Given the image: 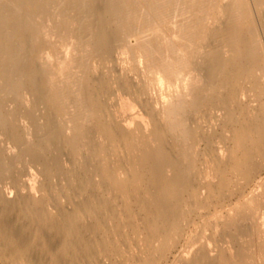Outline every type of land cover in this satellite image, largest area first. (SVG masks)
Here are the masks:
<instances>
[{
    "label": "rangeland",
    "instance_id": "obj_1",
    "mask_svg": "<svg viewBox=\"0 0 264 264\" xmlns=\"http://www.w3.org/2000/svg\"><path fill=\"white\" fill-rule=\"evenodd\" d=\"M226 1L216 0L212 8L205 10L197 39L190 45L183 46L177 41L172 24L158 26L157 40L167 44V48H162V58L171 65L173 76L170 79L148 65L138 51L126 46H115L100 55L85 52L81 47L77 49L70 32L76 26L74 11L67 10L68 25L57 31L53 20L60 19L58 7L49 6L40 25L47 42L42 52L57 78L63 79L66 71L71 75L68 85L74 93L76 91L77 98L84 97L88 83H94L92 78L96 75L107 86L106 109L120 113L122 98L134 103V111H139L146 120L147 131L153 128V116L142 108L131 90L119 86L121 79L127 77L133 86L143 87L145 97L155 109L158 125L165 123L164 107L178 96L190 99L191 87L204 98L205 103L197 111L186 112V123L192 132L186 147L191 169L190 192L178 200L181 209L178 235L167 236L162 246L160 238L148 239L138 205L140 198L149 200L148 193L142 189L141 177L130 181L128 186L113 189L100 184L96 170L97 166L108 167L120 179L130 172L139 173L140 168L135 164L139 142L126 147L121 141L103 138L91 128L88 137L80 141L83 143L70 152L62 142L73 133L76 114L73 103L67 102L56 112L54 122L60 131L57 137L50 138L48 130L52 127L46 126L45 106L32 104L31 97L25 93L23 106L30 110L31 116L20 107L14 117L23 143H15L7 133L0 132L3 164L0 190L4 194L11 190L13 197L16 189L22 195L33 186L30 194L42 199L49 215L48 225L43 236L36 238L38 242L34 240L32 244L29 235L21 231L27 241L22 246L26 252L13 253L11 243L0 237V247H3L0 264H142L143 256L148 257L147 264H264V93L256 97L258 90L264 91V2L246 0L252 31L257 32L253 33V38L260 64L251 73L235 79L230 99L224 87L215 82L219 78L209 77L204 66L207 37L219 28L224 17L221 5ZM100 3L101 0H93L91 4ZM220 49L224 56H230L228 43L222 42ZM78 53L87 58L90 79L87 84L81 79V70L72 64V58ZM5 107L12 108L13 102L6 100ZM240 123L246 124L250 137H258L248 171L242 166L239 168L243 151L234 132ZM173 142L175 148L182 145L177 139ZM26 145L36 151L46 146L40 152L51 166L49 173L44 172L40 161L30 158ZM26 178L30 185L23 183ZM21 205L17 202L11 216V223L16 227L29 218V212L19 209ZM71 215L72 224L78 228L84 226L87 231L76 235L66 233L65 225L69 224L67 218ZM94 226L99 231H92ZM111 248L115 249L113 253L109 252ZM152 249L156 251L149 252ZM194 257L197 261L192 259Z\"/></svg>",
    "mask_w": 264,
    "mask_h": 264
},
{
    "label": "bare ground",
    "instance_id": "obj_2",
    "mask_svg": "<svg viewBox=\"0 0 264 264\" xmlns=\"http://www.w3.org/2000/svg\"><path fill=\"white\" fill-rule=\"evenodd\" d=\"M92 1L0 0V132L7 133L15 143H23L20 142L22 139L14 117L16 109L25 107L24 94L27 93L32 104L42 103L45 106V123L46 126L52 127L48 130L50 138L57 137L60 131L59 125L54 122L56 112L61 111L67 102L73 103L76 110V114H73V133L62 142L70 152L76 151L83 143L80 141L90 134L91 128L97 130L103 138L121 141L126 147L139 142V152L135 155L139 173L130 172L124 179H120L108 167L97 166L96 170L100 174V184L113 189L124 184L128 186L130 181L141 177L142 189L149 195V200H138L145 234L148 239L160 238L159 245L162 246L167 236L178 235L180 225L177 222L181 211L178 200L181 195L190 192L191 169L186 147L192 132L186 123V112L197 111L205 103L204 98L191 87L190 99L178 96L164 107L162 112L165 123L158 125L155 109L145 97L143 87H134L127 77L121 79L119 86L131 90L142 108L153 116V128L147 131L146 120L139 111H134V103L125 102L122 98L124 102L119 101L122 104L120 113L106 109L107 86L96 75L92 78L94 83H88L90 79L87 58L85 54L80 53L72 58V64L81 70V79L89 85L84 97L77 98L76 91L74 93L68 85L71 75L66 71L63 79L57 78L47 62V56L42 52L47 42L42 36L40 25L48 13L49 6L53 5L58 7L60 17L53 20L55 29H66L69 21L67 10L71 9L74 11L73 21L76 26L70 32L76 40L77 49L80 50L81 47L85 52L100 55L110 52L115 46H126L130 50L138 51L148 65L161 71L165 79H170L173 76L171 65L164 63L162 58V48H167V44L157 40L158 26L166 27L172 24L177 41L183 46L190 45L197 39L203 13L212 8L216 0H101L97 6H92ZM221 9L224 17L219 28L207 37L204 66L209 77L219 78L215 82L224 87L226 97L232 99L235 79L245 73H251L260 64L259 50L253 38V33L257 32L252 31L246 0H227L221 5ZM222 42L231 46L229 57L221 52ZM263 93V90H258L256 97H261ZM6 100L13 102L12 108L5 107ZM126 108H129V111H126ZM24 109L31 116L30 110ZM247 132L245 123H240L234 132V137L243 151L239 168L242 166L246 170L251 151L256 146L255 142H258V137L252 138ZM262 137L264 138V135ZM175 139L182 144L178 148H175ZM45 148V145L41 146L40 150ZM25 150L31 159L42 163L45 173L51 171L50 164L41 155L40 150L36 151L27 145ZM214 155L217 158L218 154ZM2 167L0 160V179L3 177ZM23 183L25 186L30 185L28 178L24 179ZM32 187L29 186L22 195L16 189L13 197L11 190L7 194L0 190V237H5L11 243L14 247L13 253L21 252L24 250L22 246L26 245L27 241L23 238L25 235L22 236L21 231L29 235V243L32 244L36 238L43 236L44 228L48 225L46 219L49 215L44 210L42 199L30 194ZM17 202L22 204V208H19L21 212H29L28 220L24 219L19 227L11 223ZM20 214L19 212L18 216ZM72 218V215L67 218L70 225H65L66 233L76 235L87 231L83 229L84 226L78 228V225L72 224ZM91 230L99 231L96 226ZM114 251L115 249L111 248L109 252ZM155 251L156 249L149 250L151 253ZM192 259L197 261L196 257ZM35 260L33 259L34 262ZM140 262L147 264L148 257L143 256Z\"/></svg>",
    "mask_w": 264,
    "mask_h": 264
}]
</instances>
